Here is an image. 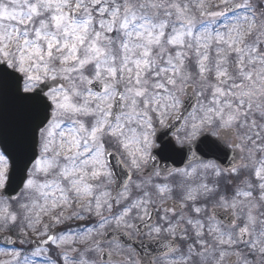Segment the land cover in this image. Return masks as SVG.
Returning a JSON list of instances; mask_svg holds the SVG:
<instances>
[{"label":"snow or ice","instance_id":"6c2138e0","mask_svg":"<svg viewBox=\"0 0 264 264\" xmlns=\"http://www.w3.org/2000/svg\"><path fill=\"white\" fill-rule=\"evenodd\" d=\"M0 264H264V0H0Z\"/></svg>","mask_w":264,"mask_h":264}]
</instances>
